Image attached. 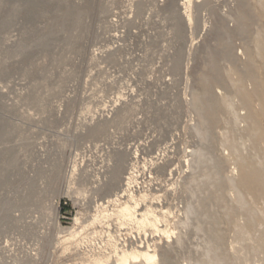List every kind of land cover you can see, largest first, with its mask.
Instances as JSON below:
<instances>
[{"label": "rangeland", "instance_id": "374dc122", "mask_svg": "<svg viewBox=\"0 0 264 264\" xmlns=\"http://www.w3.org/2000/svg\"><path fill=\"white\" fill-rule=\"evenodd\" d=\"M260 1L0 0V264H264Z\"/></svg>", "mask_w": 264, "mask_h": 264}, {"label": "bare ground", "instance_id": "6f19581e", "mask_svg": "<svg viewBox=\"0 0 264 264\" xmlns=\"http://www.w3.org/2000/svg\"><path fill=\"white\" fill-rule=\"evenodd\" d=\"M258 5H259L258 8L260 9L259 14L264 18V0H261ZM260 40L261 41H260V44H259V49L261 51V53H260L261 54V58L264 61V35L263 34H262ZM243 92L245 94L244 95V99H245L246 103H250V101H248V100H251V99H246V97H247L246 93H245V91H243ZM250 115H251V118L253 119L256 116V113L255 112H251ZM263 119H264V110H263ZM255 124L256 123H254V125ZM254 131H256V133H258L259 130H257V128L255 127ZM262 136H263V140L262 141H264V135H262ZM234 155H235V157H237L236 160H238L240 162L239 168L243 167L244 170H246L245 169L246 168V166H245V158L242 157L239 154V152H237V151L234 153ZM242 177H243V179L244 178H249L250 179L249 181H246V182H248V184H245L244 187L252 186V187H256V188H261L262 189V187L264 186V173H256V175H254L253 172H250L248 175L246 173H242ZM263 246H264V241L262 240L261 237H258V247L259 248H263ZM123 264H126V263H123Z\"/></svg>", "mask_w": 264, "mask_h": 264}]
</instances>
